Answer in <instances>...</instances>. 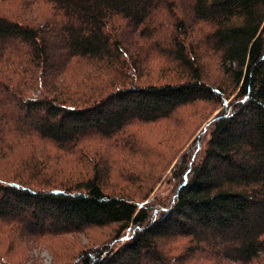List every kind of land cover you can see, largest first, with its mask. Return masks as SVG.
I'll list each match as a JSON object with an SVG mask.
<instances>
[{"label": "trees", "instance_id": "trees-1", "mask_svg": "<svg viewBox=\"0 0 264 264\" xmlns=\"http://www.w3.org/2000/svg\"><path fill=\"white\" fill-rule=\"evenodd\" d=\"M42 1L38 23L0 12V165L28 148L0 172L5 250L43 240L52 264H264V0ZM156 67L167 80L140 83ZM203 100L220 109L176 166L170 199L146 201L155 174L139 197L106 189L108 159L87 139L122 150L133 121ZM48 153L80 170H51ZM112 224L98 246L64 237Z\"/></svg>", "mask_w": 264, "mask_h": 264}, {"label": "rangeland", "instance_id": "rangeland-1", "mask_svg": "<svg viewBox=\"0 0 264 264\" xmlns=\"http://www.w3.org/2000/svg\"><path fill=\"white\" fill-rule=\"evenodd\" d=\"M1 15H7L20 21L26 20L28 22L38 23L49 16V5L45 1H31V0H5L0 2ZM207 63V69L212 79L221 80L222 76L220 72L216 70V63L213 59L203 58ZM214 61V62H213ZM149 68V78L144 76L140 83L146 82H165L166 72L158 71L157 67L152 70ZM114 107V105L110 106ZM218 104L213 101H195L193 103L181 105L174 110L168 118H161L156 121H133V124L126 127L127 132L124 134L125 141H129L128 144L122 146V150L114 148L113 143L110 140H99L94 137H90L84 142L89 144L88 146L97 147L100 152L99 155L104 159H108L107 166L110 167L108 171L110 179H107V187L109 190L111 187L122 188L125 187L128 190L133 191L135 196L139 197L147 191L148 184L143 185L147 175L155 174L160 176L159 181L152 189L150 196L146 201H149L154 196L157 198L170 199L174 193L175 183L173 180L174 173H176V166L179 165L180 160L187 156L191 148H194L195 142L201 135V129L211 121L213 117L218 113ZM204 136V135H203ZM39 146V145H38ZM40 147V146H39ZM50 151L52 148L50 145L45 146ZM161 154L158 155L156 152ZM15 151L14 153H16ZM27 154L28 148L23 151ZM11 159H4L3 164L0 165L1 173H9V167H13V164L17 160H22L23 153H16ZM53 155L48 153L47 158H51ZM189 156V155H188ZM60 162H56L54 159H50V164H54L55 168L51 170H57L61 175L68 177L75 176L79 165H76L73 157H60ZM127 181V184L123 182ZM149 183V182H148ZM125 185V186H124ZM127 185V186H126ZM153 186V184H152ZM140 201V200H139ZM162 201V200H161ZM115 226L108 225L104 227H89L85 228L81 233L64 236L67 239L75 238L77 246H84L90 248V246H98L103 243H107L113 236V229ZM6 241V242H5ZM9 233L7 234L5 228L0 226V251L3 252L4 260L15 261L18 263L24 259L23 264H52V255L45 246V242L42 240V244L32 245L26 240L14 241L10 249H6V243L12 242ZM181 240H177L178 244ZM31 243V242H30ZM32 245V246H31ZM10 247V246H9ZM228 262H224L226 264Z\"/></svg>", "mask_w": 264, "mask_h": 264}]
</instances>
